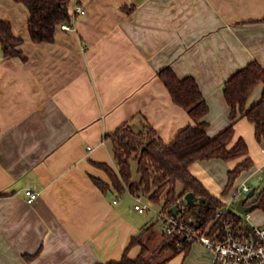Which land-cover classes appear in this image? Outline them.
I'll return each instance as SVG.
<instances>
[{"label": "crops", "instance_id": "1", "mask_svg": "<svg viewBox=\"0 0 264 264\" xmlns=\"http://www.w3.org/2000/svg\"><path fill=\"white\" fill-rule=\"evenodd\" d=\"M75 1L86 9L75 29L59 27L54 42L38 43L30 37L28 8L0 0V18L24 38L27 56L0 57V264H98L120 261L125 252L137 258L142 245L132 238L146 235L153 222L135 210L133 193L105 192L95 183L94 177L111 184L99 164L117 169L106 135L147 121L172 143L193 123L159 76L170 66L199 83L214 137L232 122L225 82L254 60L264 68V0H73V7ZM263 91L260 84L247 108ZM240 138L254 166L229 193L228 172L242 158L191 166L229 207L234 189L261 182L264 168V141L247 117L236 122L232 145ZM28 188L39 192L33 203ZM236 212L242 224L256 226L250 213ZM162 239L163 231L154 247ZM168 256L165 264L213 261L212 250L198 242Z\"/></svg>", "mask_w": 264, "mask_h": 264}, {"label": "trees", "instance_id": "2", "mask_svg": "<svg viewBox=\"0 0 264 264\" xmlns=\"http://www.w3.org/2000/svg\"><path fill=\"white\" fill-rule=\"evenodd\" d=\"M15 1L23 3L29 10V33L35 42H54L57 29L65 22L72 23L73 0ZM23 43L24 38L15 34L12 24L0 18V57H21L26 60L27 56L21 48ZM159 76L174 102L187 110L193 123L181 129L172 143H166L147 121L139 129L131 123L121 125L106 135L117 169L108 164H99L109 174L111 184L94 177L95 183L105 192L141 193L150 201L161 204V209L170 214H174L172 206L177 204L179 216L186 220L193 218L203 229L210 225L211 232L224 226L229 218H233L237 224L243 222L241 215L232 209L218 216L225 203L207 190L191 172V166L197 161L213 158L225 161L242 158L228 172L224 193H229L236 179L254 166L247 142L243 138L234 145L232 142L235 124L241 117H247L255 124L258 141H264V91L262 98L247 108L250 95L260 84H264V68L254 60L225 82L223 90L231 107L232 122L214 137L207 132L209 123L205 116L209 112V105L197 80L192 76L178 77L170 66L162 68ZM133 163H137L140 175L138 183L134 180ZM179 185H182L181 191ZM191 191L195 193L193 204L185 198ZM252 203L264 211V186L257 187ZM131 244L142 245V252L137 258L131 259L125 252L120 261L98 264H165L171 255L162 260L158 259L160 255L166 251L175 254L189 247L191 242L181 239L179 235L163 233L162 241L153 248L149 244V237L142 231L132 238Z\"/></svg>", "mask_w": 264, "mask_h": 264}, {"label": "built area", "instance_id": "3", "mask_svg": "<svg viewBox=\"0 0 264 264\" xmlns=\"http://www.w3.org/2000/svg\"><path fill=\"white\" fill-rule=\"evenodd\" d=\"M83 5L75 1L73 7L72 23L65 22L61 25L64 30L75 29V20L79 14H85ZM253 185L243 184L235 192V196L241 193L249 194ZM27 201L33 203L39 192L26 189ZM135 200V210L145 213L152 209L151 203L141 193L132 194ZM231 208L225 206L219 210L218 216L226 214ZM156 222H161L162 231L165 234L179 235L187 242H198L212 250L213 261L211 264H264V224L261 226H249L240 222L237 224L233 218L226 220L221 226L211 232V226L205 229L198 227L194 219L186 220L178 214H170L162 209L155 211Z\"/></svg>", "mask_w": 264, "mask_h": 264}, {"label": "rangeland", "instance_id": "4", "mask_svg": "<svg viewBox=\"0 0 264 264\" xmlns=\"http://www.w3.org/2000/svg\"><path fill=\"white\" fill-rule=\"evenodd\" d=\"M135 127V126H134ZM136 128V127H135ZM222 163L223 164H225V162L222 160ZM223 166H225V165H223ZM133 172H134V180H136V181H138L139 180V178H140V175H139V173L137 172V163H133ZM241 181H242V178H240V179H238L237 180V182H236V185L237 184H239V183H241ZM235 185V186H236ZM264 186V168H263V174H262V176H261V187H263ZM182 190V185H179V191H181ZM236 190V188L234 189V191ZM233 191V193H235ZM232 196H234L233 194L232 195H230V197H232ZM245 196H247V194H245V193H241V194H239L237 197H234L233 199V204L230 206L231 207V209L232 210H236V206H237V203H238V201L241 199V198H243V197H245ZM255 198V196L254 197H252V198H249V200H248V203H251L252 201H253V199ZM145 199L147 200V201H149L150 203H151V206H152V209L151 210H149L146 214H145V216L147 217V218H149V221L150 222H156V220H157V214H156V210H159V209H161V204H159V203H154V202H152V201H150L147 197H145ZM237 211V210H236ZM250 214H251V216H250V222H252L254 225H256V226H261V225H263V223H264V211L262 210V209H260V208H255V209H253L251 212H250ZM244 217L245 218H247V214H245L244 215ZM161 232H162V224H161V222H156L155 224H154V226L151 228V231L149 230L148 232H147V234L145 235L146 237L147 236H152L153 238H152V242H151V246L154 248V245H155V242H156V240L157 239H159V237L161 236ZM168 255V252H165V253H163L162 255H160L159 256V258L158 259H160V260H162V259H164L166 256Z\"/></svg>", "mask_w": 264, "mask_h": 264}, {"label": "water", "instance_id": "5", "mask_svg": "<svg viewBox=\"0 0 264 264\" xmlns=\"http://www.w3.org/2000/svg\"><path fill=\"white\" fill-rule=\"evenodd\" d=\"M254 186L252 187L251 191L249 194L243 198H241L236 206V210L240 213H250L253 209L256 208V204L254 203H248L249 198H252L256 194L257 187L261 185L260 179H256L253 182ZM186 200L190 203L193 204L195 202V193L194 192H188L185 195ZM172 211L174 214H178V205L175 204L172 206Z\"/></svg>", "mask_w": 264, "mask_h": 264}]
</instances>
